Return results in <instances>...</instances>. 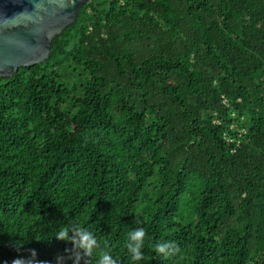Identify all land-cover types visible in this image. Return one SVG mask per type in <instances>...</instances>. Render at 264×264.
I'll use <instances>...</instances> for the list:
<instances>
[{
  "label": "trees",
  "instance_id": "1",
  "mask_svg": "<svg viewBox=\"0 0 264 264\" xmlns=\"http://www.w3.org/2000/svg\"><path fill=\"white\" fill-rule=\"evenodd\" d=\"M105 253L264 264V0H89L0 77V264Z\"/></svg>",
  "mask_w": 264,
  "mask_h": 264
},
{
  "label": "water",
  "instance_id": "2",
  "mask_svg": "<svg viewBox=\"0 0 264 264\" xmlns=\"http://www.w3.org/2000/svg\"><path fill=\"white\" fill-rule=\"evenodd\" d=\"M89 0H0V77L45 62L53 39Z\"/></svg>",
  "mask_w": 264,
  "mask_h": 264
},
{
  "label": "clouds",
  "instance_id": "3",
  "mask_svg": "<svg viewBox=\"0 0 264 264\" xmlns=\"http://www.w3.org/2000/svg\"><path fill=\"white\" fill-rule=\"evenodd\" d=\"M69 229H64L62 230L57 238L58 239H73L75 243L78 244L79 247L84 249L85 252V256L90 257L92 255L93 252V245L97 244L96 239L93 237L92 233L88 232L87 230L83 229V228H77L76 229V234L79 235L80 239L78 241H75V237L69 238L67 233H68ZM129 235H131L132 239L137 241V246L136 248L133 249V252L135 253V255H133V259L134 260H139L142 259V254L140 253V251L138 250L140 247H143V239L145 236V230L143 228H139L138 230L131 232ZM157 252H164V247L163 246H157L156 249ZM179 251L178 247L176 245H174V248L170 251L165 253V256H170L172 254H174V252ZM57 259L59 260L60 257L58 256ZM13 264H17V260L13 261ZM98 264H112V262L110 261L109 255L107 253H105L100 261L98 262Z\"/></svg>",
  "mask_w": 264,
  "mask_h": 264
}]
</instances>
